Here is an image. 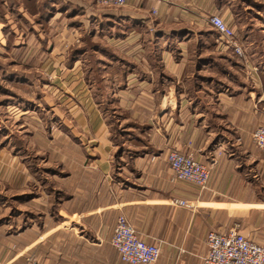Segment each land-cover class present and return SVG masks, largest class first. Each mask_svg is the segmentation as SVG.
<instances>
[{
    "label": "crops",
    "instance_id": "obj_1",
    "mask_svg": "<svg viewBox=\"0 0 264 264\" xmlns=\"http://www.w3.org/2000/svg\"><path fill=\"white\" fill-rule=\"evenodd\" d=\"M189 1L126 0L120 13L88 19V38L95 23L100 30L116 28L103 39L120 47L139 44L141 35L134 33L151 31L150 51L129 55L133 64L90 43L95 59L120 66L114 78L97 79L103 82L99 91L111 93L103 104L109 116L94 106L89 116L76 118L87 131L73 127L60 135L66 146L55 153L47 178L36 183L28 174L24 190L10 191L14 200L39 209L26 213L23 228L10 215L8 224L20 225L15 230L0 216V264H127L110 243L120 214L142 241L159 246L155 264H202L207 234L234 226L264 245V154L251 138L264 125V49L258 51L264 43L248 32L242 56L218 45L207 51L202 25L185 14ZM50 2L45 21L55 11L69 15L68 29L85 27L74 4ZM84 40L78 34L63 39L69 45ZM171 150L191 153L209 168L205 189L172 178L166 161ZM6 163L9 175H25L15 155ZM32 188L38 192L27 191Z\"/></svg>",
    "mask_w": 264,
    "mask_h": 264
},
{
    "label": "rangeland",
    "instance_id": "obj_2",
    "mask_svg": "<svg viewBox=\"0 0 264 264\" xmlns=\"http://www.w3.org/2000/svg\"><path fill=\"white\" fill-rule=\"evenodd\" d=\"M50 1L0 0V216L5 217L6 227L13 230L20 225L8 224L10 215H16L17 223L23 228L24 222L27 223L24 216L29 211L36 212L39 204L27 205L23 203V198L14 200L10 191L18 193L24 190V177L28 174L36 179V183L40 177L47 178L45 173L56 166L55 153L66 146L60 135L73 127L80 132L87 131V125L81 124L78 128L76 118H86L94 106L102 108L101 115L109 116L104 108L107 106L103 104L109 99L106 95L111 97V93L99 91L103 82L97 79L100 75L114 78L120 66L115 62L104 65L95 59L90 43L104 46L133 64L136 62L130 58L133 53L150 51L148 38L152 34L148 30L134 33V36L141 35L139 44L130 41L131 44L120 47L103 39L104 34L118 32L116 28L100 30L95 23L92 29L96 27V30L92 32V38H88L91 29L88 19L98 22L106 12L120 13L127 2L122 7H115L97 0H63V7L70 4L78 7L83 15L81 20L85 22L84 28H74L72 33L70 28L65 27L69 15L55 16V11H52L53 20L45 21L47 13L51 12ZM186 3V10L191 9L185 13L189 14L188 19L202 25L208 36L207 51H216L218 45L219 49L238 56L231 48L226 49L223 44L219 46V36L208 23L213 15L233 28L234 40L242 53L244 46L247 47L248 32H251L250 38L254 37L261 45L264 43V0H190ZM151 15L155 17L156 12L152 11ZM70 34L83 35L85 40L69 45L63 39L66 40ZM80 47L84 48L81 54ZM263 49L261 46L258 51ZM75 57L78 59L75 60ZM13 155L25 168V175L20 170L9 175L6 160ZM46 159H49L48 164ZM51 188L48 186V201L53 196ZM28 190L33 194L38 192V189Z\"/></svg>",
    "mask_w": 264,
    "mask_h": 264
},
{
    "label": "built area",
    "instance_id": "obj_3",
    "mask_svg": "<svg viewBox=\"0 0 264 264\" xmlns=\"http://www.w3.org/2000/svg\"><path fill=\"white\" fill-rule=\"evenodd\" d=\"M105 5L122 7L126 0H97ZM210 27L218 34L226 49L243 55L241 47L234 40L233 28L220 17L213 15L208 20ZM255 146L264 154V126H258L251 135ZM168 167L175 180H183L206 188L209 168L197 162L191 153L171 150L166 157ZM119 259L127 264H155L160 256L157 244H147L120 214L110 240ZM206 251L202 264H264V245L243 235L237 226L225 232L210 231L205 239Z\"/></svg>",
    "mask_w": 264,
    "mask_h": 264
}]
</instances>
